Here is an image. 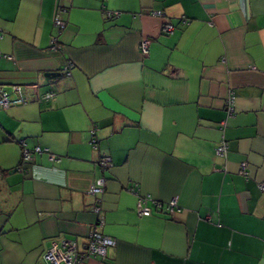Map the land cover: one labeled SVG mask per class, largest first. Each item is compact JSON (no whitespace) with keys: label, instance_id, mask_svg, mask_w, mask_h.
Here are the masks:
<instances>
[{"label":"crops","instance_id":"0c3cea01","mask_svg":"<svg viewBox=\"0 0 264 264\" xmlns=\"http://www.w3.org/2000/svg\"><path fill=\"white\" fill-rule=\"evenodd\" d=\"M13 87L27 103L0 109V264H46L94 230L116 246L82 264H264V0H0ZM139 195L181 210L140 217Z\"/></svg>","mask_w":264,"mask_h":264},{"label":"built area","instance_id":"2783aa9c","mask_svg":"<svg viewBox=\"0 0 264 264\" xmlns=\"http://www.w3.org/2000/svg\"><path fill=\"white\" fill-rule=\"evenodd\" d=\"M159 17H163L162 12L154 13ZM114 14H109L108 17L112 18ZM56 25L59 29L65 27L64 22L57 20ZM174 31V26L170 21H167L162 27L163 34H171ZM150 41L145 40L140 44V51L144 56H147L149 53ZM57 49V47H56ZM12 90L16 93L19 98L16 101H13L10 98V95L0 90V109H9L15 104H25L27 100L22 95V88L13 87ZM55 97L54 93H49L46 96V99H52ZM228 103L229 106L233 104V99H230ZM38 151V149H37ZM228 151V144L226 141H222L216 149V155L218 157H224ZM24 157L27 161L30 160L29 152L24 153ZM100 166L103 169H108L112 166V160L110 157H103L100 160ZM241 174L248 175L246 164L241 165ZM264 188V186H261ZM106 190V181L101 179L96 185H93L89 194L93 196L102 195ZM180 207L178 205V199L173 198L168 203H161L159 201L153 200L150 195H139L137 201V213L140 217H150L153 213L162 212L163 215H169L170 217L174 216L176 213L180 212ZM99 211V210H97ZM116 242L108 237H105L98 231L94 230L90 232L88 241L84 247V250H81L78 244L75 241L71 240H61L52 244L51 248L45 253L44 261L46 264H82L85 257L91 258H102L106 259L108 255V250L114 248ZM84 252V254H82Z\"/></svg>","mask_w":264,"mask_h":264},{"label":"water","instance_id":"95a60500","mask_svg":"<svg viewBox=\"0 0 264 264\" xmlns=\"http://www.w3.org/2000/svg\"><path fill=\"white\" fill-rule=\"evenodd\" d=\"M55 76H56V74H53V73H48V74L46 75L47 78H51V77H55Z\"/></svg>","mask_w":264,"mask_h":264},{"label":"trees","instance_id":"16d2710c","mask_svg":"<svg viewBox=\"0 0 264 264\" xmlns=\"http://www.w3.org/2000/svg\"><path fill=\"white\" fill-rule=\"evenodd\" d=\"M154 214H156V213H153V215H154ZM159 214L163 215L162 212H157V215H159ZM82 254H84V252H83Z\"/></svg>","mask_w":264,"mask_h":264}]
</instances>
